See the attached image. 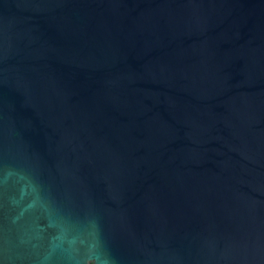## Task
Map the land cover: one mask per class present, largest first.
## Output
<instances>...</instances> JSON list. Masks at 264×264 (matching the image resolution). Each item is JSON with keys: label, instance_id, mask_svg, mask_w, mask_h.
<instances>
[{"label": "water", "instance_id": "water-1", "mask_svg": "<svg viewBox=\"0 0 264 264\" xmlns=\"http://www.w3.org/2000/svg\"><path fill=\"white\" fill-rule=\"evenodd\" d=\"M0 264H264V0H0Z\"/></svg>", "mask_w": 264, "mask_h": 264}]
</instances>
